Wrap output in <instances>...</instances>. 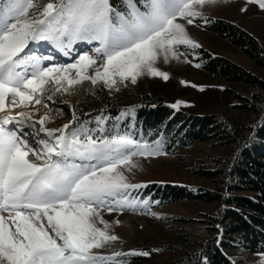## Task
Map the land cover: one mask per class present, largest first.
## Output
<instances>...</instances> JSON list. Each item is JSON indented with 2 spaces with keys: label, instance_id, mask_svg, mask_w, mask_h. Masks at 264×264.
I'll return each mask as SVG.
<instances>
[{
  "label": "snow or ice",
  "instance_id": "obj_1",
  "mask_svg": "<svg viewBox=\"0 0 264 264\" xmlns=\"http://www.w3.org/2000/svg\"><path fill=\"white\" fill-rule=\"evenodd\" d=\"M214 2L0 0V264H127L111 258L122 253L109 257L93 251L118 239L100 212L146 207L147 200L132 195L143 185L130 182L125 173L137 166L134 158L163 154L159 140L150 143L132 131L105 132L108 117L102 113L95 117L100 135L83 125L52 129L45 126L47 115H9L6 99L11 107L17 99L48 107L41 93L49 81L67 92L85 80L102 82L109 91L125 81L135 84L141 75L167 80L156 62L178 59L182 45L199 47L186 26L204 19L203 7ZM249 5L264 11V0H247L241 11ZM40 42L65 56L83 42L93 46L92 54L81 51L72 63L45 64L54 58L39 51ZM97 60L103 63L85 74ZM260 112L264 127V109ZM72 118L77 120L75 111ZM30 136L35 143L30 144ZM126 255L146 257L150 252Z\"/></svg>",
  "mask_w": 264,
  "mask_h": 264
},
{
  "label": "rangeland",
  "instance_id": "obj_2",
  "mask_svg": "<svg viewBox=\"0 0 264 264\" xmlns=\"http://www.w3.org/2000/svg\"><path fill=\"white\" fill-rule=\"evenodd\" d=\"M246 2L247 0H215L212 4H206L202 9L204 19L198 18V24L193 23L186 26L189 36L199 44V47L192 49L182 45L179 48L181 55L178 59H170L165 62L161 58L156 62L157 69L168 74L167 80L159 76L141 75L137 78L135 84H132L130 80L119 84L118 90L109 91V89L103 87L106 98L108 97L111 102L118 103L119 109L125 111L133 106L134 103L130 99L139 94L142 86L158 85L164 88L160 92L167 95L168 106L176 111H184L194 115H218L229 122L235 123L244 121L245 116L238 115L232 110L234 102L227 99L222 91L225 87L232 88L241 97L249 98L251 95L249 88L239 84H227L223 80L210 77L202 69V63L206 61L204 57V52H206L212 57H223L252 74L264 77L263 69L257 66L244 51L209 30V26L215 21L231 23L254 37L264 50V11L249 5L248 9L242 12L241 7ZM43 45L46 46L47 44L43 42ZM49 47L51 46L47 45L46 50L52 49V47L50 49ZM92 47V45L83 42L75 44L70 54L67 55L70 58L63 63L74 62L77 53L81 51H89L92 54ZM52 50L58 51L56 49ZM184 53H186L187 59H185ZM62 58H60V61H63ZM60 61L56 63H60ZM47 63L45 61V64ZM102 63V60H97L96 64L90 66L85 74L91 75ZM196 65H199V67ZM72 75L75 76V71L72 72ZM100 85L103 86L102 82L92 85L89 80H85L65 92L63 89L57 91L56 89L59 86L49 81L44 85L41 93L42 100L47 103L48 107H45L43 103L37 105L34 101L20 104L18 99L16 107H11L10 99H6L5 103L8 105L9 115L14 116L17 112H32L34 119L47 115L48 120L45 122V126L48 128L56 129L65 124H68L69 128L83 125L85 128L94 130L95 135H100L97 122L94 119L97 114L79 120V124L77 122L73 125L70 124V114H72L74 107L87 110L92 108L93 103L87 100V95L91 94L90 90ZM65 86L67 85L65 84ZM49 96L52 97L51 101L47 100ZM177 102H179L178 106L172 107ZM57 109L59 111H56ZM110 119L108 118L104 122L105 132L114 133L119 129L117 126L111 125L113 121H110ZM7 127L13 128L14 125L10 124ZM69 128L66 131H70ZM119 131L123 132L124 130ZM128 131L134 133L133 126ZM135 136L139 138L142 135L137 134ZM29 142L30 144L35 143V137L30 136ZM163 143L161 142L163 154L148 158H134V163L137 166L125 173L130 182L143 185L139 190L134 191L132 195L137 199L147 200V206L141 205L134 212L128 209L123 212H108L101 209L100 214L103 220L110 225V234H115L118 239L93 251L109 257H111L112 252H119L122 255L111 257L113 261H127V264H132L134 262L133 256L126 255L132 250L140 251V249L150 245H172V247H175L179 244L180 235L183 232L181 231L182 224L176 220L177 218L186 219L187 225H190L188 229L193 232L199 225L207 221L206 214L212 215L215 213V204L191 199H184L165 207L155 208L157 202H152L148 198H141L139 195L143 188L153 182L170 183L171 186L180 184L183 191L188 188L191 190L198 189L196 187L213 190L214 183L211 180H204L197 176V171L216 167L220 161L223 162L229 158L237 147L219 141L195 143L172 156L165 153ZM152 205L155 206L152 207ZM117 220L119 224L115 223ZM97 226L103 228L102 224L97 223ZM192 239L195 242L193 244H196L204 238L200 240L201 238L193 237ZM195 246L188 247L195 249ZM178 255L179 251L175 249L171 252L165 251L149 264H172ZM234 256L249 264H261L262 260L261 254L250 255L242 250H236Z\"/></svg>",
  "mask_w": 264,
  "mask_h": 264
},
{
  "label": "trees",
  "instance_id": "obj_3",
  "mask_svg": "<svg viewBox=\"0 0 264 264\" xmlns=\"http://www.w3.org/2000/svg\"><path fill=\"white\" fill-rule=\"evenodd\" d=\"M209 30L240 48L264 71V50L254 37L224 21L212 22ZM204 57L206 61L202 63V69L207 75L227 84L249 88V98L241 97L232 88L225 87L222 91L227 99L234 102L232 110L245 116L244 121L235 123L218 115L176 111L168 106L167 95L160 92L164 88L158 85L142 86L139 94L130 99L133 106L125 111L119 109L118 103L106 98L100 85L87 95V100L93 103L90 110L74 107L70 114V124L73 125L90 115L102 113L111 118V125L116 124L121 130L128 131L133 126L135 135L140 134L150 142H164L165 153L172 156L195 143L219 141L237 147L229 158L220 161L216 167L197 171V176L214 183L213 190L196 187L198 189L183 191L180 184L171 186L170 183L160 182L150 183L142 189L139 196L157 202V206L152 205L155 208L191 199L215 204L216 209L214 214H206L207 221L193 232L188 229L190 225H187L186 219L177 218L183 232L179 244L175 247L145 246L140 250H147L150 255L133 256L132 264H149L162 252L174 249L179 251V255L172 264H205V257L208 264H249L235 258V251L242 250L250 255L264 253V127L259 120L260 109H264V77L252 74L223 57H212L206 52ZM73 111L77 120L72 118ZM249 137L252 139L248 140ZM193 237L204 239L193 244ZM191 245H196L195 249L188 247Z\"/></svg>",
  "mask_w": 264,
  "mask_h": 264
}]
</instances>
